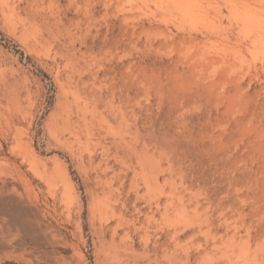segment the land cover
<instances>
[{"label": "rangeland", "instance_id": "rangeland-1", "mask_svg": "<svg viewBox=\"0 0 264 264\" xmlns=\"http://www.w3.org/2000/svg\"><path fill=\"white\" fill-rule=\"evenodd\" d=\"M1 205L0 264H264V0H0Z\"/></svg>", "mask_w": 264, "mask_h": 264}, {"label": "bare ground", "instance_id": "bare-ground-1", "mask_svg": "<svg viewBox=\"0 0 264 264\" xmlns=\"http://www.w3.org/2000/svg\"><path fill=\"white\" fill-rule=\"evenodd\" d=\"M74 94V93H73ZM73 96V102L74 103H76L75 101H78L79 102V99L80 98H78L77 99V97H76V95L74 96V95H72ZM75 98H76V100H75ZM70 100V99H69ZM67 102H68V99H67ZM69 102H71L72 103V101H69ZM67 105H68V103H67ZM76 105V104H75ZM78 106V105H77ZM76 106V107H77ZM83 105L82 104H80L79 105V107H77V109H81L80 111H82V107ZM66 107V106H65ZM70 107L71 106H68V109H67V107H66V110H65V112H64V114H63V118H62V124H61V128L63 129V130H65V131H70V132H74L75 130H76V122L75 121H73L72 120V114H74L73 112H71V111H69L68 112V110L70 109ZM80 107H82V108H80ZM70 110H72V109H70ZM84 110V109H83ZM73 111V110H72ZM80 111H78V113H77V111H76V113H75V115L76 116H78L79 118H84V113H83V111H82V113H80ZM105 192H103V194H104ZM106 194V193H105ZM104 194V195H105ZM100 197H102V196H100ZM107 197H105V199H106ZM105 199H100L99 200V205H100V208L102 209V212L104 211V213L107 211V213H109L110 212V209H109V203H107L106 201H105ZM107 200H109L108 198H107ZM0 213H5V214H8V215H12V214H14V212H13V210L12 209H9V208H7V207H4L3 205H1L0 206ZM106 213V215L108 216V214ZM106 215H104V216H106Z\"/></svg>", "mask_w": 264, "mask_h": 264}]
</instances>
